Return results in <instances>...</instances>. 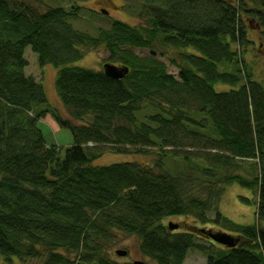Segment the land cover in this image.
Returning <instances> with one entry per match:
<instances>
[{
	"label": "trees",
	"instance_id": "trees-1",
	"mask_svg": "<svg viewBox=\"0 0 264 264\" xmlns=\"http://www.w3.org/2000/svg\"><path fill=\"white\" fill-rule=\"evenodd\" d=\"M71 1L0 0V255L134 264L110 255L128 235L154 264H183L191 250L205 264H264V77L244 56L249 30L264 38V0H124L139 23L113 19L94 32L74 25L85 0ZM29 46L57 68L68 117L26 73ZM100 47V69L74 64ZM106 62L129 71L111 77ZM46 116L70 129L72 145L46 140ZM105 152L153 161L93 165ZM233 182L257 191L255 223L220 211Z\"/></svg>",
	"mask_w": 264,
	"mask_h": 264
},
{
	"label": "rangeland",
	"instance_id": "rangeland-1",
	"mask_svg": "<svg viewBox=\"0 0 264 264\" xmlns=\"http://www.w3.org/2000/svg\"><path fill=\"white\" fill-rule=\"evenodd\" d=\"M127 2H133V7L136 8L138 0H126ZM71 0H38L39 6L43 9L46 5H64L67 6L71 3ZM124 0H85L79 1V4L85 6L80 12V17L73 21L77 28L85 29L94 32L92 25L108 27L113 19H120L129 24H138L139 21L135 17V13L132 12L131 8L125 7L126 3ZM100 9H108V13L100 12ZM98 11V13L96 11ZM249 38L254 40V44L249 48H246L245 59L250 64L255 73V77L260 79L264 77V38L263 32L258 30H249ZM138 54L148 53L149 50L136 49ZM25 56L29 60V65L26 68L27 74L36 75L37 78H41V82L44 84L47 97L52 106L58 108L61 107V103L57 100L56 93L54 95L53 83L57 76V68L52 64L41 66L36 58V53L33 52L31 47H27ZM106 49L100 47L98 50H91L81 58L74 62L76 65L85 66L93 69H100L101 63L106 59ZM161 59L168 65L169 71L177 73V69L172 66L169 61L161 57ZM62 113L64 110H61ZM59 140L63 146L73 144V136L68 128H62L59 132ZM136 160L144 163H150L153 161L152 155H131V154H120L114 152H105L92 163L93 165H106L114 162L131 161ZM246 167V166H245ZM247 170H239L237 173H245ZM257 191L253 188L242 186L238 182H233L226 185L225 192L220 202V211L223 215L229 219L243 224H253L256 221V207H257ZM244 198L248 199L246 201ZM213 216L214 213H211ZM186 219L189 223H192V216L187 218L172 217L165 221H181ZM117 249L127 250L126 256H119L116 253ZM110 255L116 257L122 261H135L141 260L148 264H154L147 257L143 256L139 250L138 240L135 236L122 235L119 241L112 246L110 249ZM12 261H9L5 256L0 255V264H43L42 257L40 258H24L19 259L16 256H11ZM206 257L202 253L196 250L189 251L187 258L183 264H205Z\"/></svg>",
	"mask_w": 264,
	"mask_h": 264
},
{
	"label": "water",
	"instance_id": "water-1",
	"mask_svg": "<svg viewBox=\"0 0 264 264\" xmlns=\"http://www.w3.org/2000/svg\"><path fill=\"white\" fill-rule=\"evenodd\" d=\"M103 70L107 75H109L111 77L122 78L128 73L129 68L128 67H124V68L119 67L116 64L106 62L103 65ZM168 225H169L170 229L178 228V224H175L173 222H169ZM212 238L215 241H217L221 244H226L229 247L236 245L235 238L232 235L228 234L227 232L214 233V234H212ZM116 253L119 256H125L127 254V251L124 249H117ZM134 264H146V263L144 261H141V260H135Z\"/></svg>",
	"mask_w": 264,
	"mask_h": 264
},
{
	"label": "crops",
	"instance_id": "crops-1",
	"mask_svg": "<svg viewBox=\"0 0 264 264\" xmlns=\"http://www.w3.org/2000/svg\"><path fill=\"white\" fill-rule=\"evenodd\" d=\"M60 110H64V112H66V109L62 104ZM65 114H67V112ZM39 124L43 130L46 140L58 145H64L61 144V141L59 140V132L62 130V128L57 124L56 121H54L51 116H46L45 118L41 119ZM67 143V145H70V142Z\"/></svg>",
	"mask_w": 264,
	"mask_h": 264
}]
</instances>
